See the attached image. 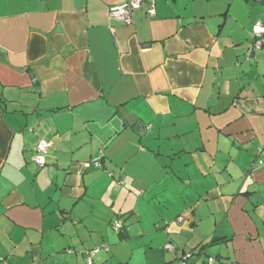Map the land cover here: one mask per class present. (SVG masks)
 Here are the masks:
<instances>
[{"label": "crops", "instance_id": "obj_1", "mask_svg": "<svg viewBox=\"0 0 264 264\" xmlns=\"http://www.w3.org/2000/svg\"><path fill=\"white\" fill-rule=\"evenodd\" d=\"M123 1L0 0V263L264 264V0Z\"/></svg>", "mask_w": 264, "mask_h": 264}, {"label": "built area", "instance_id": "obj_2", "mask_svg": "<svg viewBox=\"0 0 264 264\" xmlns=\"http://www.w3.org/2000/svg\"><path fill=\"white\" fill-rule=\"evenodd\" d=\"M147 2V15L152 16L155 14V0H125L118 4H112L109 7V15L113 19H117L123 21L125 23H129L131 21V17L133 12L141 6L143 2ZM250 39H251V50L255 51L259 49L264 42V25L260 21H256L252 26L250 32ZM51 142L46 139H40L36 146V153L32 156V161L37 165H44V154L48 151ZM262 153V147H259L256 151V159L254 164L262 163V159L259 158V155ZM102 165L101 158H92L88 161H85L81 165V169L87 170L91 168H100ZM111 175V173H109ZM182 217H178V221H181ZM121 226V221L115 220L113 222V227L118 229ZM164 248L170 252L174 251V245L171 242H167L164 245ZM107 250L108 247L106 244L102 243L99 245H95L89 249H84V256H85V264H98L93 261V255L98 252L99 250ZM72 251V250H69ZM196 254H192L190 252H184L181 256L175 258V264H191L192 258ZM198 256V255H196ZM214 257L211 255H206L204 264H213Z\"/></svg>", "mask_w": 264, "mask_h": 264}, {"label": "rangeland", "instance_id": "obj_3", "mask_svg": "<svg viewBox=\"0 0 264 264\" xmlns=\"http://www.w3.org/2000/svg\"><path fill=\"white\" fill-rule=\"evenodd\" d=\"M39 166H43V165H39ZM165 252V255H166V253H167V258L169 259V258H172L173 257V253L171 252H169V251H164ZM198 256H194L193 258H197ZM193 258H192V261H193ZM202 259V255L201 256H199V259ZM196 264H200V262H197Z\"/></svg>", "mask_w": 264, "mask_h": 264}, {"label": "trees", "instance_id": "obj_4", "mask_svg": "<svg viewBox=\"0 0 264 264\" xmlns=\"http://www.w3.org/2000/svg\"><path fill=\"white\" fill-rule=\"evenodd\" d=\"M264 43V42H263ZM262 47V46H261ZM257 156V155H256ZM255 161V160H254ZM83 170V169H82ZM177 220H178V217H177ZM121 221V220H120ZM122 227V223H121V226L119 227V228H121ZM118 228V229H119ZM167 243V242H166ZM173 244V243H172ZM200 248V250L201 251H203V247H202V245L199 247ZM201 251H199L198 253H200ZM187 252H190V253H192V254H196L195 252H192V251H187ZM207 254H205V256H206ZM204 256V257H205ZM214 257V256H213ZM214 261H215V257H214ZM0 264H2V263H0ZM214 264V263H213Z\"/></svg>", "mask_w": 264, "mask_h": 264}]
</instances>
